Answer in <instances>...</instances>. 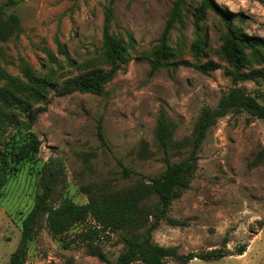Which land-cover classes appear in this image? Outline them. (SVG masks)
Wrapping results in <instances>:
<instances>
[{
  "label": "rangeland",
  "instance_id": "rangeland-1",
  "mask_svg": "<svg viewBox=\"0 0 264 264\" xmlns=\"http://www.w3.org/2000/svg\"><path fill=\"white\" fill-rule=\"evenodd\" d=\"M213 1L223 11L243 14L240 27L246 34L264 38V0ZM0 6L16 15L21 27L0 40V69L23 81L29 70L53 84L43 100L28 101L29 111L38 112L32 124L18 114V126L0 119V150L8 161L13 152L26 148L30 134L40 141L35 157L18 163L0 189V264L18 246L22 220L39 191V170L49 157L61 158L67 178L55 201L84 203L85 188L97 194L133 183L120 176L119 162L145 176L163 171L154 137L159 111L174 124L171 161H179L190 151L202 109L214 108L223 93L241 87L264 103V77L233 85L227 74L230 65L220 52L225 26L211 10L199 14L201 0H0ZM109 7L113 12L105 21ZM175 7L176 18L161 50V33ZM109 41L119 43L124 52L102 94H59L65 81L109 71ZM161 56L178 64L151 70L150 60ZM246 56L244 71H264V49L247 50ZM5 83L0 77V85ZM99 121L106 146L96 136ZM262 148L264 119L246 112L218 118L198 150L189 188L168 212L184 226L161 221L152 232L153 241L177 246L182 254L223 245L234 252L246 245L242 255L195 258L187 264H264V164L254 165ZM94 223L89 218L53 238L42 219L28 242L25 264H106L87 253V243L114 262L123 249L118 234L98 230L91 239L81 235Z\"/></svg>",
  "mask_w": 264,
  "mask_h": 264
},
{
  "label": "trees",
  "instance_id": "trees-1",
  "mask_svg": "<svg viewBox=\"0 0 264 264\" xmlns=\"http://www.w3.org/2000/svg\"><path fill=\"white\" fill-rule=\"evenodd\" d=\"M8 4V3H7ZM5 4V5H7ZM200 13L205 9L211 10L222 21L225 33L222 36L220 46L221 54L230 65L227 74L231 77L233 85L238 81L250 79L255 75L264 77V71L246 72L247 50L264 49V38L246 34L240 27L245 20L241 13L223 11L213 0H201ZM176 8L167 19L160 37L161 50L166 46V39L172 24L176 18ZM112 8L105 12V21L112 15ZM196 14V17H199ZM21 31L19 19L15 14H6L3 6H0V40H6L11 35ZM106 58L109 63V71L105 74L92 72L85 78L72 82L65 81L58 90L59 94H69L74 91L102 94L103 85L118 70L124 48L115 41L108 42ZM200 46H196V49ZM161 53H163L161 51ZM177 62H169L163 56L150 60L151 70L158 67H175ZM199 70L202 66L195 63ZM26 81L18 77L10 76L0 69V77L5 78L6 83L0 85V119L6 124L18 126L16 115H22L27 123L32 124L37 116V111L30 112L28 101L44 99V94L52 91L53 84L50 79L37 77L29 70L25 72ZM13 109L14 113L7 112ZM247 114L264 119V103L241 87H233L227 93H223L214 108L205 107L198 116L188 155L179 161H171V146L173 142L174 124L163 111H159L156 120L154 137L158 148L162 152L164 162L163 171L154 176H145L121 166L120 176L124 179H133V183L127 187L99 191L97 194L85 188L87 201L75 203L68 199L55 201L58 189L66 184L65 166L61 158L49 157L39 170V191L35 194L34 202L21 223L20 240L16 249L10 254L8 261L2 264H25L27 258V245L40 227L42 219L49 234L55 238L72 227L84 223L91 218L95 226L86 228L81 235L92 238L98 230L110 231L118 234L123 245L122 251L114 262H111L106 254L92 243H87V253L106 264H187L197 258L201 260H217L227 255H242L246 245L239 246L234 252L227 251L223 246L201 253L178 252L177 246H163L153 241L152 232L165 221L170 226H184L182 222L168 216L172 202L181 197L189 188L198 160V150L205 139L208 129L215 121L229 113ZM96 136L102 146H106V140L99 121L96 125ZM26 148L15 151L8 161L5 152L0 150V189L5 185L9 176L17 171L16 165L26 159L35 157L39 150L40 141L30 134L25 140ZM13 148V147H12ZM264 164V148L260 149L254 160V165ZM150 201L153 203L148 204Z\"/></svg>",
  "mask_w": 264,
  "mask_h": 264
},
{
  "label": "crops",
  "instance_id": "crops-1",
  "mask_svg": "<svg viewBox=\"0 0 264 264\" xmlns=\"http://www.w3.org/2000/svg\"><path fill=\"white\" fill-rule=\"evenodd\" d=\"M244 253H245V252H244ZM244 253H243V254H244Z\"/></svg>",
  "mask_w": 264,
  "mask_h": 264
}]
</instances>
